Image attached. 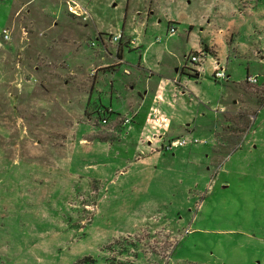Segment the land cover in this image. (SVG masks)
I'll return each mask as SVG.
<instances>
[{
    "label": "rangeland",
    "instance_id": "1",
    "mask_svg": "<svg viewBox=\"0 0 264 264\" xmlns=\"http://www.w3.org/2000/svg\"><path fill=\"white\" fill-rule=\"evenodd\" d=\"M23 1L9 18L13 0H0V264H104L110 253L115 264H264V0L253 1L262 16L245 0ZM206 45L231 76L213 77ZM198 48L205 57L191 63ZM247 74L257 81L245 87ZM174 75L186 94L164 136L201 140L133 162L142 136L110 134L128 112L115 114V93ZM85 129L103 139L80 151ZM121 236L138 245L104 249Z\"/></svg>",
    "mask_w": 264,
    "mask_h": 264
},
{
    "label": "crops",
    "instance_id": "2",
    "mask_svg": "<svg viewBox=\"0 0 264 264\" xmlns=\"http://www.w3.org/2000/svg\"><path fill=\"white\" fill-rule=\"evenodd\" d=\"M248 1L250 2L249 4L247 3ZM253 1L254 0H245L243 2L244 3L246 2V4L249 5L248 11L250 13L255 11L253 14L262 16V12L260 11V9H258V3H256V1L255 2H253ZM13 2L9 7L10 12L13 14L9 18H13L14 16L20 14V11H22L21 10L22 7L26 6L28 3V1H23V0H13ZM28 10L29 9H26V11H28ZM52 23H55V22L53 21ZM258 24L260 26L264 27V19L261 18L260 20H258ZM122 36H123V34H122ZM99 38L101 39L100 35H99ZM121 39L118 42H120ZM129 40L127 41V43L132 44V45H136L137 42L135 39L133 40L134 41L133 43H130ZM123 42H125V40H123ZM143 42H144V39L142 40V43ZM121 45L122 44L120 43L116 47L117 49H119V50H117L118 52L119 51L121 52ZM204 47H207L206 52L213 53V55L216 56L214 58L213 62L218 61L220 64V59L218 58V55H216L217 51L215 50V48H213L212 45H206ZM12 48H13V45L11 44L10 45V51L12 50ZM194 50L198 51V50H200V48L194 49ZM117 57H118V61L120 62L121 61L120 60L121 55L118 54ZM107 67H109V65H103V66L99 65V67H97L96 69H98V68L103 69V68H107ZM196 70H197L198 75H199L198 69H196ZM175 71H177V68H175ZM224 71H225V68H224ZM92 72L95 73V72H97V70L96 71L92 70ZM125 73H128V71L125 70ZM225 73H226V78L231 76L230 72L225 71ZM247 76H248V74L246 75V77ZM190 78H193V77H190ZM134 82H136L135 79L130 80L128 82L130 90L134 89V87H135ZM82 83L85 87L84 89H87V91L84 90V93H82V95L80 96V102L82 103V109L81 110H83L84 107L86 108V110H89L93 80L91 82V85H90V82H88V83L82 82ZM179 83H181V82H180L179 76H177V75H174L172 77V79H170L169 77L159 78L157 80V82H155L152 78H145L144 82H143V86H142L143 92H139V90H137V93L130 91V93H124V95L122 93H115V94H117V97H118V100L115 101V114H118V111L123 109V108H126L128 112L126 113V116L122 117V118L115 116V119H113L114 128L111 129L113 132L110 134L115 138V141L120 140V138H118V136H119V134H121L122 128L125 127L126 128V131H125L126 135H131L132 132L134 131L135 133H138L139 136L140 135L142 136V138L139 137V143H138V140H135V144H134L135 155H134V159L132 160L133 162L137 161L138 163H148L149 160L152 158L157 159V156L159 155V153L161 151H168V150H160L157 148L161 144H165V142H167L169 139H173V138H167L166 139L164 135H166L168 129L170 128L168 110H172L173 100L178 99L179 96H183L186 94L183 90L178 91V86L181 85ZM244 84H245V87L249 85V83H247L245 81H244ZM152 108L159 109V111L162 114H164L167 118V126L165 127L166 130L163 132V134H161L160 137L158 136L160 134L156 135L155 137H151L152 132L154 130L146 122L147 114ZM108 109L112 113L113 108L111 106H109ZM84 113L85 112H83V115H84ZM83 117L84 118L82 121L84 123H91L92 124V121L90 118H88L87 116H83ZM124 118H130V120L128 122H123ZM110 119H111L110 116L108 118H106L105 123H107V122L109 123L111 121ZM96 133H98V132L97 131L95 132V131L90 130V129H85V132H82V134L80 136L81 138L76 137V139L73 142L74 143L73 146L78 145L81 148L80 151L87 150V149H88L87 151L91 150L90 148H92L95 145L93 142V139H100V140L103 139L102 136H98V135L95 136ZM92 135H94V136H92ZM146 136H148V137L146 138ZM115 173L123 175V173H126V170L118 168L115 170Z\"/></svg>",
    "mask_w": 264,
    "mask_h": 264
},
{
    "label": "built area",
    "instance_id": "3",
    "mask_svg": "<svg viewBox=\"0 0 264 264\" xmlns=\"http://www.w3.org/2000/svg\"><path fill=\"white\" fill-rule=\"evenodd\" d=\"M74 7H77V9L72 11L74 13H76L78 16L82 15V19H85L88 16V13L85 11V9L81 8L77 3L73 2ZM73 6H71L72 8ZM175 31V27L174 25H169L167 28V33L168 34H172ZM2 36L4 39H8V31L6 28L2 29ZM122 33H116L113 34V36L111 37V39L113 41H119L122 38ZM134 39H130L129 42L133 43ZM205 57V53L202 51H194L191 54H189L188 56H186L185 58L190 61L191 63H199L203 58ZM213 77L215 79H225L226 78V73L224 71V68L222 66H220L218 61H214L213 62ZM256 76L255 75H248L246 77V82L247 83H254L256 82ZM130 120V118H124L123 122H128ZM102 122H105L104 119H102ZM146 122L149 124V126L156 131V133L152 132L151 137H155L156 135H158L159 137L161 136V134H163V132L166 130V126H167V118L164 114H162L159 109L157 108H152L146 117ZM161 129V130H160ZM148 136H146L147 138ZM201 139H197V138H192L189 141L186 140V138L183 137H177L175 139L172 140H168L167 142H165V144H163V148L164 149H171L172 147H176V146H182L184 144H186L187 142L189 143H196V142H200Z\"/></svg>",
    "mask_w": 264,
    "mask_h": 264
},
{
    "label": "trees",
    "instance_id": "4",
    "mask_svg": "<svg viewBox=\"0 0 264 264\" xmlns=\"http://www.w3.org/2000/svg\"><path fill=\"white\" fill-rule=\"evenodd\" d=\"M203 50L206 51L207 47H204ZM182 72L184 73V71H182ZM186 74L190 77L196 78L198 75V72L196 69H192L190 72H187ZM105 110H107V108H105ZM97 114H98V119L101 120L102 117L99 114V112H97ZM119 238L120 239H117V243H115V241H113V242L109 241V243H107L105 245L104 249L106 250L108 248L107 250H111V252H115V249H117V251L119 253L128 254V253H130V247L131 246L135 247L138 245L137 241L131 240L128 236H121ZM113 245H114V247H112ZM115 245L117 248H115ZM133 252H134L133 254L136 255V250ZM110 254L111 255H109V256H105L106 262H104V264H115V257L113 256L112 253H110ZM73 264H96V261L91 256H83V257L78 258ZM121 264H126V263L123 262Z\"/></svg>",
    "mask_w": 264,
    "mask_h": 264
}]
</instances>
